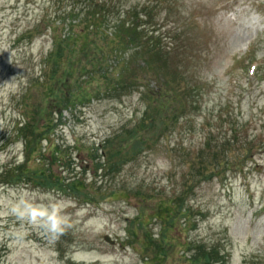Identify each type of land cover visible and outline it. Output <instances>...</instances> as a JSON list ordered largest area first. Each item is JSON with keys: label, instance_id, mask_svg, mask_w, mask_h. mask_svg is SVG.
Wrapping results in <instances>:
<instances>
[{"label": "rangeland", "instance_id": "rangeland-1", "mask_svg": "<svg viewBox=\"0 0 264 264\" xmlns=\"http://www.w3.org/2000/svg\"><path fill=\"white\" fill-rule=\"evenodd\" d=\"M86 1L0 0V168L27 158L25 134L18 128L47 89L43 58L52 48L49 25ZM106 1L108 25L114 27L125 13L127 23L143 31V40L154 33L162 44L181 47L162 55V62L178 80L175 65H181L192 91L162 131L137 132L146 102L136 89L155 82L108 90L101 79L77 74L84 87L91 83L93 99L65 108L52 128L38 119L40 135H48L38 143L46 159L30 161L52 166L56 180L76 171L86 183L78 195L73 191L78 189L65 194L36 186L33 179L0 183V264H145L146 252L133 241L130 230L136 227L129 221L142 207L155 236L166 221L173 242L220 248L227 255L220 264H264V0ZM115 66L110 60L109 68ZM209 136L213 147L202 152ZM106 141L121 166L107 174L96 170V151ZM207 174L211 178L202 179ZM179 196L187 213L177 211L180 204L162 210L168 198ZM183 252L173 260L182 261Z\"/></svg>", "mask_w": 264, "mask_h": 264}, {"label": "trees", "instance_id": "trees-1", "mask_svg": "<svg viewBox=\"0 0 264 264\" xmlns=\"http://www.w3.org/2000/svg\"><path fill=\"white\" fill-rule=\"evenodd\" d=\"M86 4L80 10L74 8L71 12L66 13L61 21L53 20L51 26L49 25L52 48L51 52L43 58V72L48 76L44 82L47 89L42 94L43 97L39 100V104L35 105V112L27 114L28 120L18 128L20 134H25L27 158L15 166L1 169L0 182L2 183L33 179L31 182L36 186L51 187L65 194L70 191L69 189H78L77 191L73 190L78 195L79 191L82 190L80 185L86 183L87 178L85 176L76 174L74 171L73 177L67 175L66 179L56 180L52 166L46 167L45 162L41 161V163L35 162V165H31L30 161V158L34 156L40 160L46 159L40 151L41 146L38 143L41 144L43 138H47L48 135H40L41 126L39 127L38 123L41 120L38 119L44 117L46 122L44 126L52 128L53 123L58 125L61 121L65 108L71 106L78 108V106H84L93 99L95 92H91V83H87L88 85L86 84L87 86L84 87L85 84L81 79L79 80L80 77H77V74L89 73L91 78L101 79L102 84L108 90L123 88L124 86L132 90L136 88L137 83L141 84L145 80L149 81L148 84L151 81L155 82L154 86H146V89L141 90V87L136 89L140 93V98L146 102L144 114L136 124L137 132L155 127H159L162 131L164 125L167 126L168 122L175 120L180 114L182 105H186L184 100L192 89L188 80L181 73L182 66L175 65V70L180 77L178 80L175 75L171 77L168 74L171 71L167 63L162 62V55L170 56L171 53L180 50L181 47L172 41L165 45L162 44L154 36V33L144 35L145 39L143 40V31L135 24L127 23L128 19L125 13L120 14L114 27L108 25L110 16L106 12L109 11L110 6L106 0H103L102 4L96 0H87ZM129 13L131 11H127V14ZM41 22L43 24L48 23L45 19ZM41 26L42 24L39 27L41 28ZM63 51H67V55H64L65 52ZM110 60L116 62L115 68H109ZM62 65L65 67L62 68ZM182 71L184 73V70ZM181 78L185 81L182 82ZM56 113L60 114L58 118L55 117ZM140 137L137 133L136 139ZM108 141L102 147V152L99 148L96 151L99 159L96 163V170L104 169L105 174L109 170L111 171V168L121 167L114 161L117 152L108 145ZM145 141L147 142V140ZM205 142L202 152L209 151L213 147L210 136ZM51 143L54 142L51 141ZM52 147L54 150L52 152L55 154L54 147L58 148L55 145ZM133 153L136 154V150ZM68 157L73 159L72 155ZM218 157L219 154L214 151V158ZM56 159H58V155ZM69 161L71 162V159ZM205 164L209 163L204 161ZM68 171L70 173L71 170ZM85 171L87 168L86 165H83L82 173L86 174ZM211 176L212 174H207L202 179L208 180ZM180 198L183 197L168 198L165 202L166 206L162 210L168 212L180 204L181 206L177 208V211L180 214L187 213L185 199H181L180 202L176 201ZM145 210V207H142L136 217L129 219L130 226L136 227L135 230H130L134 237L133 241L140 242L143 245L142 250L146 252L145 264H220L224 262L227 255L222 253L217 246H207L195 241H185L184 244H180L178 241V243L173 242L167 234L168 225L166 221L158 236L151 234L148 223L145 222ZM153 217L158 219L160 215H153ZM181 251L184 252L180 257L182 261L185 260L183 262L178 259L173 260L174 253L179 255ZM153 260L154 263H151Z\"/></svg>", "mask_w": 264, "mask_h": 264}, {"label": "clouds", "instance_id": "clouds-1", "mask_svg": "<svg viewBox=\"0 0 264 264\" xmlns=\"http://www.w3.org/2000/svg\"><path fill=\"white\" fill-rule=\"evenodd\" d=\"M51 220H52V227L55 228L57 226V222L54 217H52Z\"/></svg>", "mask_w": 264, "mask_h": 264}, {"label": "water", "instance_id": "water-1", "mask_svg": "<svg viewBox=\"0 0 264 264\" xmlns=\"http://www.w3.org/2000/svg\"><path fill=\"white\" fill-rule=\"evenodd\" d=\"M105 238H106V240H108V241H110V242H115V241L111 238V236L108 235V234L105 236Z\"/></svg>", "mask_w": 264, "mask_h": 264}]
</instances>
